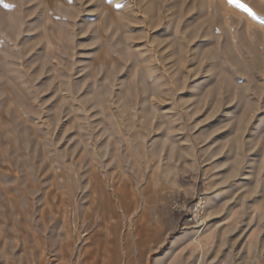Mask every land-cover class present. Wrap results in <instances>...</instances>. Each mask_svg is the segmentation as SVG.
I'll use <instances>...</instances> for the list:
<instances>
[{"label":"rangeland","instance_id":"rangeland-1","mask_svg":"<svg viewBox=\"0 0 264 264\" xmlns=\"http://www.w3.org/2000/svg\"><path fill=\"white\" fill-rule=\"evenodd\" d=\"M0 264H264V0H0Z\"/></svg>","mask_w":264,"mask_h":264},{"label":"built area","instance_id":"built-area-1","mask_svg":"<svg viewBox=\"0 0 264 264\" xmlns=\"http://www.w3.org/2000/svg\"><path fill=\"white\" fill-rule=\"evenodd\" d=\"M180 211L186 216V222L201 225L204 222L206 206L203 201H198L196 203L184 204L180 208Z\"/></svg>","mask_w":264,"mask_h":264},{"label":"snow or ice","instance_id":"snow-or-ice-1","mask_svg":"<svg viewBox=\"0 0 264 264\" xmlns=\"http://www.w3.org/2000/svg\"><path fill=\"white\" fill-rule=\"evenodd\" d=\"M229 2H230V3H237V4H238V0H229ZM238 6L244 8L246 11H249V13L252 14V13H251V10L248 9L246 5H238Z\"/></svg>","mask_w":264,"mask_h":264}]
</instances>
